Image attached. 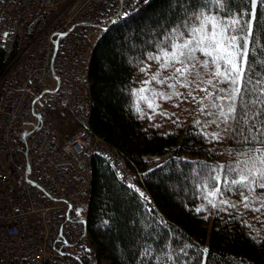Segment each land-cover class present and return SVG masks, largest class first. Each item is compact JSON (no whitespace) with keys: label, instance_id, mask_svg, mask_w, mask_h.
Listing matches in <instances>:
<instances>
[{"label":"built area","instance_id":"obj_1","mask_svg":"<svg viewBox=\"0 0 264 264\" xmlns=\"http://www.w3.org/2000/svg\"><path fill=\"white\" fill-rule=\"evenodd\" d=\"M144 1L0 0V264H87L95 155L135 186L90 126L89 69L94 39Z\"/></svg>","mask_w":264,"mask_h":264},{"label":"trees","instance_id":"obj_2","mask_svg":"<svg viewBox=\"0 0 264 264\" xmlns=\"http://www.w3.org/2000/svg\"><path fill=\"white\" fill-rule=\"evenodd\" d=\"M191 3L197 5L198 0ZM186 7L183 0L180 7L177 0H146L135 12L116 17L94 41L89 69L90 126L124 155L136 185H123L104 158L93 157L87 264L150 260L151 256H140L143 248L151 244L155 249L166 235L178 246L194 245L187 249L193 257L191 264H197V258L200 264H264V209L218 207L213 215L205 216L197 211L204 200L201 186L192 179L199 166L234 163L233 157L251 145L230 136L214 140L194 121L174 123L164 130L145 121L135 105L138 64L155 51L158 37L179 22ZM5 65L0 46V71ZM167 154L157 165L149 161ZM253 213L255 219H251Z\"/></svg>","mask_w":264,"mask_h":264},{"label":"snow or ice","instance_id":"obj_3","mask_svg":"<svg viewBox=\"0 0 264 264\" xmlns=\"http://www.w3.org/2000/svg\"><path fill=\"white\" fill-rule=\"evenodd\" d=\"M177 4L180 7V0ZM183 4L187 7L179 22L158 37L155 51L147 56L159 70L142 83L161 87H141L133 95L143 94L141 102L154 113L161 100L185 102L190 97L201 105L205 126L218 129L209 134L212 139L230 136L251 145L233 157L234 163L199 166L192 179L212 207H217L216 198L236 207L225 198L233 192L240 195L245 209L260 211L264 209V191H258L264 190V0L259 5L257 0H198L197 5L183 0ZM197 91L204 96L198 99ZM192 247L190 242L178 246L166 235L155 249L151 244L143 248L140 256H151L150 260L139 258L136 264H191L187 249Z\"/></svg>","mask_w":264,"mask_h":264},{"label":"rangeland","instance_id":"obj_4","mask_svg":"<svg viewBox=\"0 0 264 264\" xmlns=\"http://www.w3.org/2000/svg\"><path fill=\"white\" fill-rule=\"evenodd\" d=\"M97 38V37H96ZM94 39V41L96 40ZM200 59H203V57H200ZM137 73H138V79L136 81L135 86V92L139 90L141 87H153V88H160V85H143V81L150 79L151 75L155 74L159 70V65L155 61H150L147 58L144 59L142 62L138 64ZM141 69H145V71H141ZM201 73H203V69H199ZM168 73H164V75H167ZM224 87H227V85H224ZM179 91L187 92L185 89H178ZM196 97L199 99L200 97L204 96L203 92H195L194 93ZM143 100V94H141L139 97L135 95V105L136 107L139 105L140 107V114L144 113L143 118L145 121H148L150 124L159 125L164 130H168L171 128V126L174 123H180V124H186L190 121H194L195 123L197 121H200V124L196 125L199 127V129H202L206 134H211L218 129L215 127V125L212 126H205V120L207 119L203 114L199 112V108L201 105L197 103L196 101L191 100V98H187L185 102H181L180 100L173 99L171 101H159L160 107L156 109V112L154 113L151 109H148L141 101ZM179 105L178 107L176 105ZM159 113V114H156ZM151 117L149 119L148 117ZM81 132V130L79 131ZM210 136V135H209ZM211 137V136H210ZM169 154L159 157V156H153L149 158V161L153 165H157L163 160H165ZM227 154H224V159L226 158ZM135 179V178H134ZM230 202L236 204V207H232V209L242 211L245 210V207L243 206V203L241 202V197L238 194H233V192H228L225 197ZM217 201V207H212L210 204L207 203V201L204 199L201 203L198 204V209H203V213L205 216L207 215H213L215 211L218 209V207H227L224 204H221L219 201V198H216ZM250 210V209H249ZM252 212L254 210H251ZM251 217V219H255V213Z\"/></svg>","mask_w":264,"mask_h":264}]
</instances>
